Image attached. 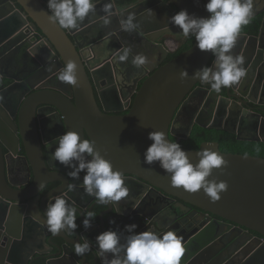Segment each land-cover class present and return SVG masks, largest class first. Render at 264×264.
<instances>
[{
	"label": "flooded vegetation",
	"instance_id": "obj_1",
	"mask_svg": "<svg viewBox=\"0 0 264 264\" xmlns=\"http://www.w3.org/2000/svg\"><path fill=\"white\" fill-rule=\"evenodd\" d=\"M9 1L21 10L27 23L14 33L8 27L0 31V188L9 193L17 191L13 195L27 197L30 195L28 190L39 182L40 177L44 179V187L42 190L38 187L34 199L26 202L10 203L0 195V262L8 256L10 234L19 233L22 237L21 245L33 254L29 260H22L24 264H103L102 258L97 255L95 238L104 232L101 224L104 221L106 230L111 228L123 231L125 225L135 223L138 225L137 232L142 228L148 230L153 227L157 231L175 230L183 237L196 229L214 225L213 228L208 227V230L213 237L216 255L230 245L232 238L237 240L215 257V264H264V247L256 244L259 238L264 240V236L246 227H241L242 231L239 229L238 232L239 225L230 221L223 220L220 224L216 215L203 212L134 174L123 173L130 192L117 205H102L94 197L83 195L84 189L80 185L85 172L82 171L79 178H72L68 175L73 170L70 166L51 158V153L58 146L54 138L68 131L64 113L53 103L33 102L36 95L45 90L62 92L75 102L71 85L61 83L56 78V73L63 67L60 54L49 43L42 29L33 26L32 19L16 0ZM42 2L47 5V0ZM105 2L108 0H100L97 11L85 20L78 31L67 32L77 46L82 45L80 51L90 73L91 68L100 63H109V73L115 79L124 105V110L112 113L125 114L133 106L141 84L154 72L157 64L162 61V65L173 59L171 56L191 42L194 36L185 38L182 29L170 23V17L181 10L171 0H112L117 14L112 16L111 24L104 26L98 19V28L82 32L87 21L104 15L102 4ZM253 5L255 14L258 10L255 0ZM148 8L154 11L155 16L146 13ZM129 12L135 13L141 25L131 33L121 31L119 22V14L123 13L126 17ZM262 17L264 12H259L251 20L261 18L262 21ZM112 27L117 29V35L107 37V43L113 50L99 62V57L95 54L96 48L89 43ZM246 31L242 30L241 33L252 34ZM129 46L134 52L149 56V67L138 70L130 61L117 62L113 58L118 49ZM213 60L214 55L208 66L212 65ZM252 81L253 78L247 76L235 85L240 90L237 94L246 95V102L234 95L229 96L228 88H222L217 93L210 86L198 83L179 106V115L169 131L170 139L177 142L186 140L193 128L202 123L205 125L202 128L224 130L235 134L239 140L264 141V77L259 89L253 88ZM112 86L107 82L101 85L102 90ZM231 93L235 94L234 89H231ZM95 95L103 109L98 90H95ZM108 106L122 107L118 102H111ZM28 110L29 121L31 113L34 119V132L38 135L42 154H34L33 150L31 154L25 142L24 128L27 124L23 121V115H27L25 113ZM249 112L257 116L251 117ZM86 139H90L88 135ZM73 180L76 189L70 190L67 196L78 213V228L74 232L61 231L60 234L53 235L36 219L25 215L32 212L44 219L37 206L38 200L42 202L50 194L67 193L68 185L73 184ZM88 210H94L97 216L92 227L85 229L82 213ZM15 211L21 213L16 225L13 223ZM84 238L92 242V249L84 256H77L74 251L75 243L82 242ZM108 256L110 259L111 254ZM4 262L6 263L3 259L1 264Z\"/></svg>",
	"mask_w": 264,
	"mask_h": 264
},
{
	"label": "water",
	"instance_id": "obj_2",
	"mask_svg": "<svg viewBox=\"0 0 264 264\" xmlns=\"http://www.w3.org/2000/svg\"><path fill=\"white\" fill-rule=\"evenodd\" d=\"M5 1L8 3L5 4ZM5 1L0 0V31L8 27L11 29V33H14L27 23V18L22 15L21 10L17 9L16 4L9 0ZM171 1L181 10L186 9L190 14L197 17L210 16L205 7L207 0ZM16 2L32 19L33 26L35 28L40 27L46 34L49 43L60 54L63 66L69 59L76 60L79 65L78 85H71L75 102L62 92L53 90H45L44 93L36 95L33 102L46 101L60 107L67 122V129L79 131L81 139H86V135L90 139H94L97 149L113 163L114 169H119L122 173L134 174L165 193L175 196L203 212L216 215L219 217L220 224L223 220L230 221L239 225L238 232H240L239 229L242 231L241 227H246L264 236V158L223 152L217 141H205L199 149L182 147L188 152L191 161L194 163L199 161L197 152L202 148L216 150L228 161L226 166L214 169L212 176L208 178H215L217 181L224 180L229 185L228 190L222 192L221 199L215 203L210 201L203 189L196 193H189L184 191L182 187H173L170 174L160 167L158 161L151 165L144 162V153L153 143L149 139V133L154 130H163L169 137V131L171 127L173 128V123L179 115V106L184 102L187 95L195 89V86L201 83L193 75L196 71L209 65L213 56L211 50L201 51L194 41L190 48L181 52L177 57L162 65H160L161 61L157 64L158 67L154 72L141 84L131 109L125 114L112 113L124 110V105L115 79L109 73V63L105 65L100 63L97 67L91 68L90 73L80 51L82 45L77 46L67 30L60 28L57 23L49 19V9L42 0H16ZM260 3L264 5V0H260ZM259 12H264V9L257 10L253 16L258 15ZM99 22L98 17L90 19L86 22L82 32H85V29L98 28ZM116 33L117 29L112 27L107 33L103 32L98 38L91 39L89 44L96 48L95 54L99 57V62L113 50L111 45L107 43V37L117 35ZM240 37L241 41L234 53L242 54L245 57V78L247 76L253 78V88L256 90L259 89L260 81L264 77V17H262L258 33H241ZM95 41L98 42L94 44ZM185 69L189 75L187 78H181L180 73ZM105 82L113 86L102 90L101 85ZM231 89H234L235 94L231 93ZM95 90L99 91L103 109L96 99ZM228 92L230 93L229 96L234 95L239 100L246 102L244 98L246 95L237 94L240 90L235 85L228 88ZM111 102H118L122 107L110 108L108 104ZM25 114L27 115H23V121L27 124L24 128L27 148L31 154L32 150L34 154H42L40 153L41 145L38 135L34 132L35 124L32 113L30 114V121L29 110ZM249 114L251 117L257 116L252 112ZM199 125L205 126L202 123ZM192 127L193 124L189 133ZM76 163L78 166V162ZM43 182L44 179L40 177L39 182L28 190L30 195L27 197L13 195L17 191L9 193L1 188L0 195L10 203L31 201L36 196L35 193L38 192L36 189ZM73 184H76L74 180ZM67 191L68 194L69 188ZM54 195L56 194L48 195L42 199V202L40 199V201L38 200L37 206L43 215L47 204L54 203ZM11 212L12 209L9 210V214ZM25 215L34 219L32 212ZM20 216L21 213L18 214L15 211L13 217L15 225ZM153 223L158 225L157 222ZM101 224L102 230L106 231L104 221H101ZM213 226L208 225L210 228ZM208 227H203L201 230L196 229L183 237L185 254L181 259V264H215V257L237 241L236 238H232L233 242L230 240V245L225 246V249L216 255L217 252L213 249V237L210 235ZM145 230L142 228L139 232ZM9 239L8 256L3 258L6 261L4 264H24L22 260H29L33 254L27 252V247L21 245L22 237L19 233L10 234ZM256 244H261V247H264V240L259 238Z\"/></svg>",
	"mask_w": 264,
	"mask_h": 264
},
{
	"label": "clouds",
	"instance_id": "obj_3",
	"mask_svg": "<svg viewBox=\"0 0 264 264\" xmlns=\"http://www.w3.org/2000/svg\"><path fill=\"white\" fill-rule=\"evenodd\" d=\"M100 0H47L49 19L65 30H79L81 25L97 11ZM208 17H197L186 9L178 11L170 17V23L182 29L185 38L195 37L196 46L201 51L211 50L214 60L211 66H205L194 73V78L202 84L210 86L219 93L222 88H232L245 77V57L235 54L237 40L243 26L250 23L254 15L253 0H207ZM104 15L98 17L104 26L112 22L114 11L112 0L102 4ZM146 13L155 16L151 8ZM120 30L134 32L141 25L135 13L129 12L126 17L120 13ZM117 62H129L135 69H146L151 63L149 56L142 52H134L129 47H122L114 53ZM79 65L76 60L69 59L58 70L56 78L61 83L77 86ZM181 78H187V70H182ZM153 143L144 153V162L151 165L159 162L160 167L171 176V185L183 188L189 193L203 189L204 193L215 203L221 199L222 192L228 190V183L213 178L214 169L228 164V161L218 151L202 148L197 152L199 161H191L188 152L179 142H173L163 130L149 133ZM54 141L57 148L51 153L52 160L70 166L68 173L72 178H79L83 171V195L94 197L102 205H117V202L129 196L130 189L125 183V176L119 169H114L113 163L105 158L96 147L94 139H81V133L68 130ZM91 157V159H88ZM78 162V166L77 163ZM86 170V171H85ZM44 184L39 185L42 190ZM69 190L75 191L76 185L69 184ZM83 227L88 229L97 216L94 210L82 213ZM34 219L45 226L53 235L74 232L78 228L77 208L69 200L67 193L57 194L54 203H48L44 211V219L33 213ZM114 223V221H113ZM135 223L125 225L123 231L108 229L95 238L98 257L103 264H181L185 254L183 236L175 230L157 231L150 227L146 231L137 232ZM92 242L87 238L75 243V254L84 256L91 251ZM108 254H111L109 259Z\"/></svg>",
	"mask_w": 264,
	"mask_h": 264
},
{
	"label": "trees",
	"instance_id": "obj_4",
	"mask_svg": "<svg viewBox=\"0 0 264 264\" xmlns=\"http://www.w3.org/2000/svg\"><path fill=\"white\" fill-rule=\"evenodd\" d=\"M261 25L260 19L251 20L246 26H243L242 30L246 32L257 33ZM241 30V31H242ZM195 41L192 37L191 42L187 43L178 52L173 54L171 58L177 57L181 52L190 48ZM175 141V139H173ZM204 141H218L220 143V149L223 152L239 153L245 155H252L264 158V141H243L239 140L235 134L224 130H215L210 128H202L196 125L189 138L181 140L179 143L183 148L187 149H199L201 143ZM177 142V141H176Z\"/></svg>",
	"mask_w": 264,
	"mask_h": 264
},
{
	"label": "crops",
	"instance_id": "obj_5",
	"mask_svg": "<svg viewBox=\"0 0 264 264\" xmlns=\"http://www.w3.org/2000/svg\"><path fill=\"white\" fill-rule=\"evenodd\" d=\"M255 2H256V5H257V7H258V10L264 9V5H263V3H260V0H258V3H257V0H255ZM259 19L261 20V18H259ZM261 22H262V21H261ZM260 26H261V25H260ZM258 31H259V30H258ZM257 33H258V32H257ZM240 41H241V38H238L235 48L237 47V44H239ZM235 48L232 50L233 52H234Z\"/></svg>",
	"mask_w": 264,
	"mask_h": 264
}]
</instances>
